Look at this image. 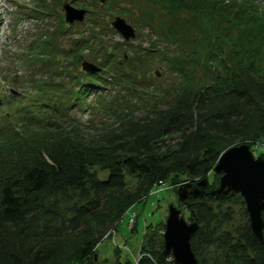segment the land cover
<instances>
[{
  "label": "trees",
  "instance_id": "16d2710c",
  "mask_svg": "<svg viewBox=\"0 0 264 264\" xmlns=\"http://www.w3.org/2000/svg\"><path fill=\"white\" fill-rule=\"evenodd\" d=\"M159 1L193 12L211 3L235 24H258L264 39V10H249L241 1ZM89 40L76 37L68 51L79 52ZM258 46L251 61L238 59L233 66L219 68L221 60L211 45L203 63L209 83L189 97H177L167 108L151 110L153 116L134 124L126 114L120 128L99 140H86L63 128L55 118L64 117L58 103L38 97L22 103L10 96L7 103L12 102L23 128L0 127V264H131L128 258L121 259L117 247L111 260H100L97 253L104 235L128 208L159 184L177 180L195 184L235 143L264 142V50ZM109 52L98 64L99 72L86 73L93 85L105 84L113 76H104L114 67ZM93 85L82 84L67 108L77 98L84 100ZM102 171L107 174L99 177ZM126 173L138 177L136 187H128ZM234 195H189L178 202L190 212L189 220L198 222L190 245L199 264L207 263L212 246L221 257L210 264H264V231L260 241L248 220L223 229V223L232 221L231 210L215 212L211 206L212 201L226 203ZM137 264L175 262L164 254L163 239L156 238L143 244Z\"/></svg>",
  "mask_w": 264,
  "mask_h": 264
},
{
  "label": "rangeland",
  "instance_id": "374dc122",
  "mask_svg": "<svg viewBox=\"0 0 264 264\" xmlns=\"http://www.w3.org/2000/svg\"><path fill=\"white\" fill-rule=\"evenodd\" d=\"M237 1L247 4L249 10H264V0ZM64 4L83 9V19L67 23ZM116 16L133 27L134 38L124 40L116 32L111 25ZM76 37L90 40L79 52H70ZM211 45L217 49L221 68L233 66L238 59H242L240 63L251 61L253 52L260 49L258 45L264 50V39L258 24H235L211 3L193 12L159 0H0V127L8 124L23 128L12 102L7 103L10 96L22 103H32L31 98L38 97L48 104H59L64 117L55 118L63 128L86 140L103 139L121 127L126 114L134 124L148 114L153 116L151 110L167 108L177 97H189L209 83L211 78L203 63ZM107 51L112 54L114 67L104 76H113L105 84L93 85L80 63L88 60L98 65ZM85 83L93 85L87 96L84 100L77 98L78 102L67 108L73 94ZM2 134L0 130V142ZM248 146L255 158H264V142ZM213 171L206 178L208 185L216 188L220 174ZM106 174L99 172V177ZM125 181L132 189L139 180L126 173ZM186 182L194 183L177 180L159 184L128 208L98 244V259H113L117 247L122 260L128 258L131 264H137L143 244L163 239L170 203L190 222V212L178 203L177 195V189ZM235 194L226 203L211 202L215 212L231 210L232 221L223 223V229L249 221L243 197ZM217 251L210 247L206 264L221 257ZM166 256L173 260L172 255Z\"/></svg>",
  "mask_w": 264,
  "mask_h": 264
},
{
  "label": "water",
  "instance_id": "95a60500",
  "mask_svg": "<svg viewBox=\"0 0 264 264\" xmlns=\"http://www.w3.org/2000/svg\"><path fill=\"white\" fill-rule=\"evenodd\" d=\"M65 19L67 23L83 19V9L75 8L64 4ZM112 27L124 40L135 37L133 27L126 23L124 18L116 16L111 21ZM82 70L88 73H96L101 68L88 61L80 63ZM219 173V185L210 188L206 177L195 184L186 182L177 189L178 200L184 202L189 195L195 198H203L205 195L218 197L223 194L239 193L245 202L248 213L249 225L252 233L260 240H263L264 231V158L254 157V154L245 143L232 145L225 149L213 168ZM198 222L193 218L187 222L180 215V209L170 203L168 214L165 219L163 232V252L165 255H172L175 264H199L194 255L190 239L197 230Z\"/></svg>",
  "mask_w": 264,
  "mask_h": 264
},
{
  "label": "built area",
  "instance_id": "2783aa9c",
  "mask_svg": "<svg viewBox=\"0 0 264 264\" xmlns=\"http://www.w3.org/2000/svg\"><path fill=\"white\" fill-rule=\"evenodd\" d=\"M138 258H140V256Z\"/></svg>",
  "mask_w": 264,
  "mask_h": 264
}]
</instances>
